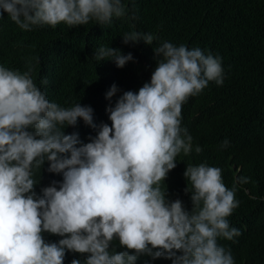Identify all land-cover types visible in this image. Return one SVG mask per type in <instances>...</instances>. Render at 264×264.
Returning <instances> with one entry per match:
<instances>
[{
	"label": "clouds",
	"instance_id": "obj_1",
	"mask_svg": "<svg viewBox=\"0 0 264 264\" xmlns=\"http://www.w3.org/2000/svg\"><path fill=\"white\" fill-rule=\"evenodd\" d=\"M5 13L32 31L61 23L106 25L126 17L128 9L123 0H0V18ZM122 38L126 45L143 41L152 47L158 40L136 31ZM153 51L150 82L123 92L107 108L111 125H97L91 106L51 102L30 71L0 65V264H65L68 252L85 255L83 264H137L142 256L171 264H235L231 250L218 243L241 235L228 220L240 203L236 187L225 186L222 169L187 164L191 211L180 199L167 198L164 183L177 157L193 151V138L181 126L182 105L210 82L224 84L222 60L168 41ZM93 58L121 69L135 62L131 53L104 46ZM118 92L113 84L106 99ZM81 120L96 131L87 143L78 132L65 131ZM229 145L226 138L219 147ZM201 151L197 145L195 152ZM44 165L63 179L37 194L34 175ZM44 233L61 239L46 242ZM114 241L125 250L117 252Z\"/></svg>",
	"mask_w": 264,
	"mask_h": 264
},
{
	"label": "trees",
	"instance_id": "obj_2",
	"mask_svg": "<svg viewBox=\"0 0 264 264\" xmlns=\"http://www.w3.org/2000/svg\"><path fill=\"white\" fill-rule=\"evenodd\" d=\"M128 15L113 18L110 24L70 27L58 24L32 31L21 30L8 17L0 18V65L21 73L30 71L34 83L51 102L70 108L77 103L91 106L97 125L108 123L107 108L114 105L125 91L138 92L150 82L156 68L153 47L168 41L189 49L200 48L205 54L219 56L225 73L224 84L210 82L199 95L189 97L182 105V128L192 136L193 151L177 157V167L164 181L167 198L180 199L192 210L190 194H185L187 164L206 163L222 169L225 186L236 187L240 202L228 217L230 227L240 230L233 240L218 239L230 249L235 264H264V0H123ZM132 31L158 37L153 47L143 41L124 44L122 36ZM131 53L135 62L118 68L112 61L97 62L94 51L101 47ZM115 84L119 89L111 101L106 92ZM82 142H89L96 131L81 120L77 128ZM230 141L220 148L222 141ZM202 148L200 153L195 147ZM37 170L35 187L62 175ZM240 177L248 183L237 184ZM190 186V185H189ZM191 187V186H190ZM46 242L61 237L44 233ZM117 252L125 249L114 241ZM73 259L83 261L85 255L68 252L65 264ZM137 264H171L170 260L152 261L142 256Z\"/></svg>",
	"mask_w": 264,
	"mask_h": 264
}]
</instances>
